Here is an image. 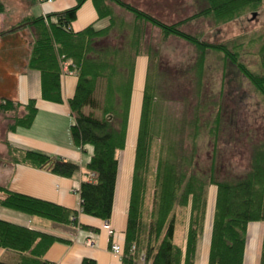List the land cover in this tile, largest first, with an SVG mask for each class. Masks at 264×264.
<instances>
[{"label":"trees","instance_id":"obj_1","mask_svg":"<svg viewBox=\"0 0 264 264\" xmlns=\"http://www.w3.org/2000/svg\"><path fill=\"white\" fill-rule=\"evenodd\" d=\"M84 1L76 0L75 4L59 12L25 18L11 28V31H17L29 27L32 31L33 41L27 66L40 72L43 99L62 102L61 63L64 59L72 61L70 68L76 70L77 84L68 100L74 115V123L70 127L71 137L77 146H93L86 167L94 171L96 176L93 181L81 182L80 205L76 209L12 191L2 185L0 206L45 218L60 226L77 224L79 211L104 221L111 217L118 171L117 154L126 144L134 59L142 39L140 21L159 27L163 38L174 35L196 47L194 70L197 81L201 80L208 51L218 52L264 98V37L258 42L256 50L261 69L255 71L240 60V43L229 45L225 41L210 42L180 28L182 22L198 16H211L216 23L228 22L242 13L259 8L264 0H205L202 9L177 23L165 22L126 0H94L98 16L109 17V25L96 29L90 24L74 31L70 24ZM112 3L134 15L131 34L125 44L97 47L95 39L108 34L116 24ZM4 8L0 2V12ZM149 75L150 69L140 111L121 264H138V246L145 247V261L149 264H194L211 185H214L216 191L208 264H243L247 224L251 221L264 222V136L255 138L256 140L251 137L249 140L248 162L242 175L218 178L216 171L220 165H217V142L221 128L219 109L212 117L213 125L208 130L213 141L211 162L208 168H201L196 161L199 118L195 116L188 121L181 118L177 127L175 123L162 128L153 127V114L159 102L152 93ZM100 81L104 83L105 93L100 106L102 116L98 117L94 114V109L98 107L95 92ZM200 84L201 82L198 83ZM87 107L89 112L86 111ZM24 108L25 114L15 118L8 130H14L17 126L27 127L32 123L37 110L36 99L29 98ZM186 126L194 130L189 136L193 139L189 148L184 146ZM156 138L161 139V144L155 166L154 203L151 210L153 220L145 230L142 226V205L146 193V175L150 168L152 141ZM8 151L13 159L45 167L61 175L70 176L79 167L75 162L11 144ZM177 205L184 209L185 216L181 221L186 230L185 244L182 246L174 241ZM81 227L91 228L82 224ZM56 241L69 242L63 236L0 219V247L27 253L30 256L29 264H51L44 258V254ZM0 264L7 263L0 260ZM82 264L95 262L84 258ZM259 264H264V231Z\"/></svg>","mask_w":264,"mask_h":264},{"label":"crops","instance_id":"obj_2","mask_svg":"<svg viewBox=\"0 0 264 264\" xmlns=\"http://www.w3.org/2000/svg\"><path fill=\"white\" fill-rule=\"evenodd\" d=\"M0 1L6 5L5 11L0 13L1 96L13 99L14 102L23 105L29 98H35L37 107L33 121L29 126H17L14 131L6 132L7 144L43 152L79 165L72 175H61L48 168L37 167L13 159L8 154V146L1 144L0 151L3 154L0 157V185L12 191L52 201L71 209L79 208V187L81 182L87 179L86 163L92 154L93 147L85 144L80 148L74 144L71 137L70 127L74 123V115L68 100L75 92L77 76L69 72L61 75L62 102L56 103L43 99L41 97L40 72L36 69H29L27 66L33 41L31 31L27 27L11 31L15 24L25 18L59 12L75 4L76 0H52L44 3L39 0ZM127 1L135 3L140 9L149 12L155 3L159 6H167L170 3L169 0H142L144 2L142 4L150 5L143 6L138 0ZM171 2L175 4L178 1ZM114 10H117L115 23L118 27H114L112 32L113 34L115 32L114 35L117 38L124 41V37H126L127 40L128 35L131 34L129 26L134 23L135 18L133 16L130 24L127 21L128 16L123 10L115 9V7ZM171 11L175 12L176 7L173 6ZM117 13H120L121 16H118ZM156 16L158 17L157 14ZM1 17H4L3 20ZM109 23V17L98 16L94 0H85L77 10V15L70 26L74 31H78L90 24L96 29H100ZM112 32L109 31V34L101 39L109 37ZM148 37L149 34L144 35L145 42L144 40L142 42L141 39L140 45L143 46L140 47L141 49L139 48V54L134 59L126 146L117 154L118 171L110 219L104 221L79 212L77 224L60 226L48 219L29 216L0 206V219L45 230L69 240V242H53L47 248L44 258L51 264H82L84 258L94 260L95 264H121V258L111 252L109 243H122L124 240L143 91L148 68L151 65V54L148 51V43H146ZM145 44H147V48ZM215 191V187L212 192L210 189L208 190L206 218L202 235L197 244L195 264H208ZM81 224L91 228H83ZM181 227L182 241L175 243L182 246L185 244L186 230L183 225ZM263 231L264 222L262 221H251L247 224L243 264H259ZM29 257L27 253L0 247V260L7 264H29Z\"/></svg>","mask_w":264,"mask_h":264},{"label":"rangeland","instance_id":"obj_3","mask_svg":"<svg viewBox=\"0 0 264 264\" xmlns=\"http://www.w3.org/2000/svg\"><path fill=\"white\" fill-rule=\"evenodd\" d=\"M51 1L52 0H39L41 3ZM138 1H140L141 4L144 3L142 0ZM169 1L170 3L167 4V6L163 4V6H159V4L155 3V5L150 8V11L156 13L158 18L160 17L161 20L168 23L180 22L182 19L198 12L206 3L205 0H177L178 2L175 4H172L171 1L173 0ZM3 5L4 7L6 6L5 3H3ZM133 5L138 6L135 3ZM142 5L150 6L148 4ZM173 6L176 7L175 12L171 11ZM111 7L114 14L117 12V10H114V7L115 9L119 8L123 10L125 15L128 16L127 21H129L130 24L132 23L134 15L131 12L124 10L114 3L111 4ZM4 11L5 8L1 12ZM174 13L175 15H173ZM156 14L152 15L156 16ZM118 16H121L120 13ZM3 18L4 17H1L2 20ZM139 23L141 24L142 42L145 39L144 35L149 34L146 41V43H148V51L151 54V65H149L150 67L148 68V71L150 69L149 84L152 87L153 95L157 102H159V106L153 114L155 120V125L153 124V127L162 128L165 126H172L173 123H175L177 127L178 121L181 118L188 121L195 116L198 117V124L200 127L198 129L199 135L196 139V161L199 167L206 169L211 162L213 144L208 130L209 127L213 125L212 117H214L217 109H219L221 113V128L217 142L219 148L217 165H220V167L216 171V175L218 178L242 175L246 170L248 162L247 150L249 148V140H251V137H254L253 140H256L258 137L261 138L264 136V98L253 88L249 81L242 76L237 68L230 61L225 60L222 54L218 52L208 51L201 80L197 81V74L194 70L197 57L196 47L192 43L174 35L163 38L160 28L152 25L150 22L140 21ZM131 26H133V24H131ZM131 26H129V31ZM114 27L117 28L118 26L115 24L112 29ZM27 28L30 29L29 27ZM180 28L185 32L194 34L210 42L225 41L229 45L240 43L238 44L240 60L246 63L251 69L260 71L261 68L256 50L258 42L264 37V2L261 3L259 8L242 13L240 16L228 22L216 23L211 16H198L182 22ZM112 29L110 30L111 32ZM108 34L96 38L95 45L101 47L102 45H120L126 42V37H124L123 41L114 35L115 32L114 34L112 32L109 37L101 39ZM26 35L28 36V33ZM145 45L147 48V44ZM142 46L143 45L139 44V48H142ZM137 51V54H139V49H137ZM71 62L70 59H64L62 61V74L69 72L77 76L76 70L70 68ZM199 82H201L200 85H198ZM103 84L104 83L100 81L95 92L98 107L94 109V114L98 117L102 116L100 106L105 93ZM1 95L2 93H0V146L1 144H6L9 147L5 134L7 131H14L8 129L13 124L15 118L25 114L26 109L24 108L25 104H18L14 102L13 99L5 98ZM86 111L89 112L90 109L87 107ZM128 122L129 117L127 127ZM186 128L183 135L184 146L189 148L191 140H193L189 136L194 130L193 128L188 129V126H186ZM160 144L161 139L159 138L152 141L150 168L148 170V175H146V193L144 195L141 215L142 226L145 227V230L146 226L153 220V218H151V210L154 203L155 166ZM87 145L91 148L93 147L91 144ZM79 147L82 148L81 146ZM2 154L3 153L0 151V157ZM134 164L135 155L133 173ZM93 172L92 170H88L86 180L93 181L95 179L96 174H93ZM209 189L210 192H212L214 185H211ZM175 210L178 227L175 232L174 241L179 243L182 241L181 221L185 216L183 212L184 209H182L181 206L177 205ZM111 243L112 242L109 243L110 250ZM119 244L121 246V254L115 255L112 250L111 252L122 259L124 254V240ZM131 247L134 248L133 245ZM136 250L139 253L137 257L138 264H149L145 261V247L138 246Z\"/></svg>","mask_w":264,"mask_h":264},{"label":"built area","instance_id":"obj_4","mask_svg":"<svg viewBox=\"0 0 264 264\" xmlns=\"http://www.w3.org/2000/svg\"><path fill=\"white\" fill-rule=\"evenodd\" d=\"M95 174V172H93ZM111 250L115 255H120L121 254V246L118 242H112L111 243Z\"/></svg>","mask_w":264,"mask_h":264}]
</instances>
